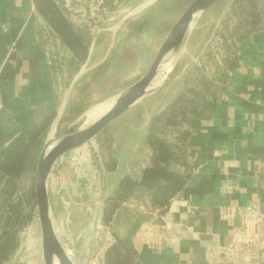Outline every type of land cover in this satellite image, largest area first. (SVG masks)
<instances>
[{"label":"crops","instance_id":"0c3cea01","mask_svg":"<svg viewBox=\"0 0 264 264\" xmlns=\"http://www.w3.org/2000/svg\"><path fill=\"white\" fill-rule=\"evenodd\" d=\"M44 25L33 0H0V154L24 127L41 126L48 119L45 139L74 131L80 127L78 117L85 119L87 112L114 95L85 105L83 77L104 60L93 62L92 46L72 79L56 83L43 60L40 31ZM62 57L71 71L72 55L65 47ZM230 58L214 106L187 124L188 182L164 209L139 217L131 227L118 226L117 235L130 249L134 264H209L208 249L230 240L231 228L222 217L226 210L254 200L264 210V26L237 39ZM83 66L85 71L78 76ZM147 103L151 114L133 131L132 143L118 152V180L134 165L142 169L150 163L144 139L167 99L160 102L149 97ZM13 191L0 173V193ZM13 200L21 201L22 195L15 193ZM182 201L194 207L190 214L180 205ZM50 206L55 218L51 202ZM3 231L0 226V234ZM15 252L0 264H12Z\"/></svg>","mask_w":264,"mask_h":264},{"label":"rangeland","instance_id":"374dc122","mask_svg":"<svg viewBox=\"0 0 264 264\" xmlns=\"http://www.w3.org/2000/svg\"><path fill=\"white\" fill-rule=\"evenodd\" d=\"M144 1L116 0V4H113L112 0H105L106 15H97L92 20H87L88 25L72 24L83 31L89 42V49L91 45L95 49L96 57L93 62L104 58L96 70L83 77L81 91L83 97L87 98L85 105H92L116 94L136 81L144 73L172 23L192 0H156L138 8ZM250 2L251 0H220L204 13L192 30L185 51L173 72L162 87L150 96L152 101L163 102V99H167L166 107L178 97H183L185 101L191 99L193 91H204L205 86L208 87L206 98L212 95L219 97L222 84L220 77L225 73L226 65L231 59L230 55L237 44V38L231 37L230 33L236 32L241 35L244 32L243 20L247 21L252 17L248 14L242 16L240 12L244 9L249 13ZM255 3L259 24L264 26V0H256ZM129 13L131 15L125 18ZM228 39H233L234 42L228 44ZM62 49L64 46L61 48V54ZM82 65L73 66L72 70L68 71L62 64L61 81L64 78L70 81ZM147 100L148 98L134 111L105 128L94 146V151L104 168L106 187L110 191L107 198L120 181L117 171L121 165L116 166L115 160L121 147L132 143L130 137L133 131L140 128L146 122L148 114H151V104H148ZM83 117L77 118L79 123L76 126L86 124L84 121L86 118ZM178 130L185 132L187 124H183ZM172 137L171 134L168 139L173 140ZM85 159L86 154L83 152L64 166L56 168L49 185V200L55 212L53 221L58 233L63 234L64 244L71 246L75 252L81 246L85 233L84 231L81 238L80 232L86 226L82 209L88 208L86 214L88 220L95 199L94 194L90 192V185L96 182V177L92 165L88 169L93 180L88 176ZM134 169L135 165L132 167V170ZM57 174L59 179L55 177ZM113 184L115 187L111 190ZM134 213L149 216L136 211ZM114 232L118 234V227L100 224L97 234L99 245L93 255L90 253L92 257L90 264L102 263L106 250L114 242ZM17 239L18 248L11 260L12 264H43L36 209L28 224L18 233ZM103 251L105 252L102 258Z\"/></svg>","mask_w":264,"mask_h":264},{"label":"trees","instance_id":"16d2710c","mask_svg":"<svg viewBox=\"0 0 264 264\" xmlns=\"http://www.w3.org/2000/svg\"><path fill=\"white\" fill-rule=\"evenodd\" d=\"M36 11L52 28L62 45L72 55L74 66L84 64L89 53V42L83 31L67 21L52 0H33ZM256 0H251L247 13L252 17L244 21V34L251 33L262 26L259 15L255 13ZM246 12V13H245ZM245 13V14H244ZM247 16V17H248ZM230 33L231 37L240 39L244 34ZM223 74V73H222ZM224 74L220 80H224ZM204 91L191 94V99L176 98L168 106L157 112L149 125L144 139V146L151 153L150 163L142 169L131 170L117 184L106 199L101 223L131 227L141 217L130 211L125 204L134 201L150 209H164L170 201L182 191L190 179V166L186 159L187 132H181L183 124L191 118L204 116L214 106L216 97ZM50 120L41 126H26L22 132L2 150L0 154V173L14 187L11 194L0 193V263L8 260L18 248V233L28 224L36 209L34 198L35 170L38 155L44 144ZM173 135V140L168 139ZM15 193L22 195V200L14 201ZM114 242L106 250L103 264H134V258L125 242L113 233Z\"/></svg>","mask_w":264,"mask_h":264},{"label":"water","instance_id":"95a60500","mask_svg":"<svg viewBox=\"0 0 264 264\" xmlns=\"http://www.w3.org/2000/svg\"><path fill=\"white\" fill-rule=\"evenodd\" d=\"M152 1L146 0L138 8ZM219 1L192 0L172 23L144 73L136 81L95 106L94 108L101 106L105 108L90 122L85 125L82 124L74 131L63 136H50V138L45 139L37 158L34 181V198L41 233L43 264H72L68 256L69 254L75 255L74 249L71 246L65 245L62 241L63 234L58 233L51 212L49 185L56 168L64 166L69 160H73L76 155L85 152L88 176L93 180L88 168L97 159L101 166L102 182L107 190L104 168L94 151V146L99 135L110 123L139 105L162 87L182 57V51H185L192 30L204 13ZM131 13L126 15L125 18L131 15ZM84 71L85 66H83L78 76L84 73ZM94 185L92 182L93 187ZM107 195L101 197L97 212H94V210L90 212L89 215L92 220L91 229L87 240L82 239L78 251L82 247H86L87 250H91V254L93 255L99 245L97 234ZM87 209H82L86 226L80 232L81 238L89 223L86 218Z\"/></svg>","mask_w":264,"mask_h":264},{"label":"built area","instance_id":"2783aa9c","mask_svg":"<svg viewBox=\"0 0 264 264\" xmlns=\"http://www.w3.org/2000/svg\"><path fill=\"white\" fill-rule=\"evenodd\" d=\"M52 1L71 24L88 25L87 20H92L97 15H106L105 0ZM112 1L116 4V0ZM40 39L44 64L54 81L60 84L62 79L60 69L63 64L60 51L63 45L56 33L47 25L42 27ZM231 42L234 40H227L228 44ZM180 205L185 208L186 213L190 214L194 210V207L184 201ZM125 206L142 215H152L161 210L150 209L134 201ZM222 217L231 228L230 240L226 245H216L208 249L209 264H264V210L261 209L258 201H250L243 206L228 209Z\"/></svg>","mask_w":264,"mask_h":264},{"label":"bare ground","instance_id":"6f19581e","mask_svg":"<svg viewBox=\"0 0 264 264\" xmlns=\"http://www.w3.org/2000/svg\"><path fill=\"white\" fill-rule=\"evenodd\" d=\"M182 52L184 53V50ZM104 108L105 107H102V106L96 107L94 109H91L89 112H87L86 120H85L86 123L90 122L93 118L98 116L104 110ZM92 167H93V174L96 177V182L94 183L95 184L94 187L90 185V188H91L90 192L91 194H94L95 199H94L93 210L94 212H97V209L100 205L101 197L106 195V188L104 187L103 182H102L101 166L97 159H95V161L92 163ZM88 222H89L88 226L82 238L83 240L84 239L87 240L89 231L91 229L92 220L90 219V216H88ZM90 253H91V250L89 251L86 249V247H82L79 251L75 252V255L69 254L68 258H69L70 263L72 264H90L92 260V257H90Z\"/></svg>","mask_w":264,"mask_h":264}]
</instances>
